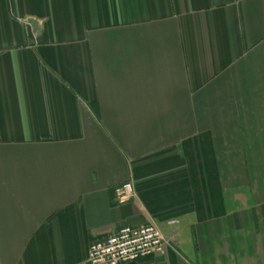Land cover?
Listing matches in <instances>:
<instances>
[{"label": "crops", "instance_id": "crops-1", "mask_svg": "<svg viewBox=\"0 0 264 264\" xmlns=\"http://www.w3.org/2000/svg\"><path fill=\"white\" fill-rule=\"evenodd\" d=\"M257 174L264 0H0V264L150 223L132 264H264Z\"/></svg>", "mask_w": 264, "mask_h": 264}, {"label": "built area", "instance_id": "built-area-1", "mask_svg": "<svg viewBox=\"0 0 264 264\" xmlns=\"http://www.w3.org/2000/svg\"><path fill=\"white\" fill-rule=\"evenodd\" d=\"M136 197L132 181H126L116 188L119 204L130 202ZM170 238L156 223L141 226H123L109 237L94 242L88 256L80 264H132L163 254L170 244Z\"/></svg>", "mask_w": 264, "mask_h": 264}, {"label": "rangeland", "instance_id": "rangeland-1", "mask_svg": "<svg viewBox=\"0 0 264 264\" xmlns=\"http://www.w3.org/2000/svg\"><path fill=\"white\" fill-rule=\"evenodd\" d=\"M256 178H257L258 182L261 183L260 180L262 181V179H264V175L263 174H257Z\"/></svg>", "mask_w": 264, "mask_h": 264}, {"label": "water", "instance_id": "water-1", "mask_svg": "<svg viewBox=\"0 0 264 264\" xmlns=\"http://www.w3.org/2000/svg\"><path fill=\"white\" fill-rule=\"evenodd\" d=\"M35 23H37V21H34Z\"/></svg>", "mask_w": 264, "mask_h": 264}]
</instances>
